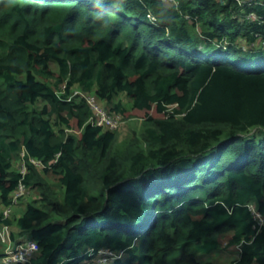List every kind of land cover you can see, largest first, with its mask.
Wrapping results in <instances>:
<instances>
[{"label":"trees","instance_id":"obj_1","mask_svg":"<svg viewBox=\"0 0 264 264\" xmlns=\"http://www.w3.org/2000/svg\"><path fill=\"white\" fill-rule=\"evenodd\" d=\"M76 87L142 129L87 124ZM0 204L39 246L16 264H202L220 235L264 264V0H0Z\"/></svg>","mask_w":264,"mask_h":264},{"label":"rangeland","instance_id":"obj_2","mask_svg":"<svg viewBox=\"0 0 264 264\" xmlns=\"http://www.w3.org/2000/svg\"><path fill=\"white\" fill-rule=\"evenodd\" d=\"M243 2H244V0H240V3H243ZM238 44H240L241 48H243L244 50H249V46L247 44H245L244 42H239ZM61 85H60V87H61ZM56 90L59 91L58 88ZM76 92H78L80 95L84 96L85 99H86V97H90L93 95L96 98L99 105L103 108V110L106 113L110 114L106 108L105 103L101 102L94 95V93L91 92L90 94H88L89 92L86 93V92L82 91L80 88L76 87L72 91L71 95L73 93L75 94ZM76 98L83 99L81 97H77V95H75V97H73L72 99H76ZM136 117L138 119H126V120L122 121L121 124H119V126L117 127V129L114 130L118 133V137H119L118 142L126 141L127 138L132 137L133 133L139 132L142 129V120L144 118L143 113L139 112ZM51 120L54 123V121H55L54 116L51 118ZM68 132L71 133L70 131H68ZM12 167H13L14 171L18 172L19 174H24L23 173V160L21 157H17V158L12 160ZM24 175H26V172ZM50 180L54 181L53 178H50ZM34 196H36L34 194V191H30V190L26 189L24 192V197L21 200H19L17 204L13 205L12 207H10L7 210L2 209V212L4 211L7 213L8 219H11L12 217L15 218V217H17L23 213L26 200L27 199L33 200ZM143 226L140 229H138L137 231L140 233L143 232L144 231ZM12 231L15 232L14 229L9 226L8 232H9L10 238H12V241L14 243L21 242V240L19 238H17L16 235ZM217 239H218V243L220 245L219 250L217 252L209 255V256L207 255L204 257H200L198 260L202 264H205L208 262H212L213 264H229L232 260L237 258L238 254H237V250L235 248H229V249L226 248V245H227V236L226 235H220ZM23 241H26V238L22 239V242ZM0 247L1 248L3 247L2 249L0 248V252H2V256H3L4 246L2 245L1 241H0ZM102 252H105V250H103ZM102 252H99L97 254H93L90 257L91 258L90 264H104V260L107 259L108 257L106 256V254H103ZM107 252H109V251H107ZM0 262H2V257L0 259Z\"/></svg>","mask_w":264,"mask_h":264},{"label":"built area","instance_id":"obj_3","mask_svg":"<svg viewBox=\"0 0 264 264\" xmlns=\"http://www.w3.org/2000/svg\"><path fill=\"white\" fill-rule=\"evenodd\" d=\"M240 4V0H238ZM253 18L252 15H250ZM65 85L62 84L59 91L56 92L57 96H62L64 94ZM83 93V92H82ZM81 97L85 100L92 111V116L88 119L87 124H90L95 127H102L108 131H114L117 129L119 124L122 122V118L118 115H111L106 113L103 108L99 105L96 98L92 95L90 97H85L80 95L78 92L75 94L73 93L69 96L66 101H71L73 97ZM35 166H41V164L37 161L30 160ZM26 169L23 166V173L25 174ZM24 174H21L22 177ZM26 190V186L20 181L19 185L17 186L14 194L12 203L13 205L17 204L20 199L24 197V192ZM12 205V206H13ZM252 212L254 213L255 217H259L255 214L254 209ZM4 218H8L7 213H3ZM8 225L0 224V241L4 246V256L2 258V264H16V263H25L28 262L31 258H33L39 251V246L36 242L33 241H26L22 243H14L12 238H10L8 232ZM108 256H113L114 254L111 252H103Z\"/></svg>","mask_w":264,"mask_h":264},{"label":"clouds","instance_id":"obj_4","mask_svg":"<svg viewBox=\"0 0 264 264\" xmlns=\"http://www.w3.org/2000/svg\"><path fill=\"white\" fill-rule=\"evenodd\" d=\"M27 241H31V240H27ZM26 242V241H23ZM17 243H22V242H17ZM102 252V251H101ZM103 253V252H102ZM4 254V253H3ZM4 256V255H3ZM108 258L104 260V264L109 263L110 261H112L114 258L118 257V255H113V256H108L106 255ZM3 258V257H2Z\"/></svg>","mask_w":264,"mask_h":264}]
</instances>
